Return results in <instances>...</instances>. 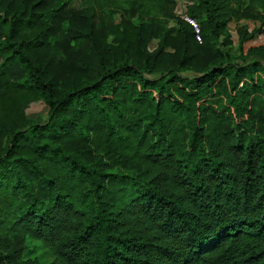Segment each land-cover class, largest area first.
Instances as JSON below:
<instances>
[{
	"label": "trees",
	"instance_id": "trees-1",
	"mask_svg": "<svg viewBox=\"0 0 264 264\" xmlns=\"http://www.w3.org/2000/svg\"><path fill=\"white\" fill-rule=\"evenodd\" d=\"M183 1L0 0V264H264V0Z\"/></svg>",
	"mask_w": 264,
	"mask_h": 264
},
{
	"label": "rangeland",
	"instance_id": "rangeland-1",
	"mask_svg": "<svg viewBox=\"0 0 264 264\" xmlns=\"http://www.w3.org/2000/svg\"><path fill=\"white\" fill-rule=\"evenodd\" d=\"M175 8L173 10V14L175 15L176 18H179L180 19V16L183 14L184 10H185V3L183 0H175ZM76 9H80V6H77ZM145 11H147L149 13V16L150 17H154L155 16V13L151 12V9L150 7H146L144 9ZM118 15H115V19H116V22L115 24H119V20H118ZM145 15V14H143ZM160 20L164 23V25L169 28V29H173V28H176V21L173 20V18H164L162 16H159ZM133 23L136 24L138 21H139V15H134L133 16ZM246 26L251 30V29H254L255 26H256V23L255 22H252V21H249L247 23H245ZM118 26V25H117ZM236 25L235 24H231L229 27H228V31L229 33L231 34V36L233 37V39H236V36H237V32H236ZM263 38V37H262ZM257 42L259 43H264V39H260V40H257ZM156 44V40H153L151 42V47H154ZM169 52H173V49H170L169 48ZM26 114L28 116H30L31 118H40L42 119V121H45L46 120V117H47V110L46 108L44 107V105L41 103V102H32L29 104L27 110H26ZM26 244L28 246H31V243H29L28 240H26ZM41 251H37V253L35 254L36 256H41ZM42 259V258H41Z\"/></svg>",
	"mask_w": 264,
	"mask_h": 264
},
{
	"label": "built area",
	"instance_id": "built-area-1",
	"mask_svg": "<svg viewBox=\"0 0 264 264\" xmlns=\"http://www.w3.org/2000/svg\"><path fill=\"white\" fill-rule=\"evenodd\" d=\"M262 16L264 17V12L262 13ZM180 20L186 23L192 29L195 40L198 43H201V30L197 20L186 13H183L180 16Z\"/></svg>",
	"mask_w": 264,
	"mask_h": 264
},
{
	"label": "crops",
	"instance_id": "crops-1",
	"mask_svg": "<svg viewBox=\"0 0 264 264\" xmlns=\"http://www.w3.org/2000/svg\"><path fill=\"white\" fill-rule=\"evenodd\" d=\"M263 37V38H262ZM260 39H264V35L263 36H261L258 40H260Z\"/></svg>",
	"mask_w": 264,
	"mask_h": 264
}]
</instances>
